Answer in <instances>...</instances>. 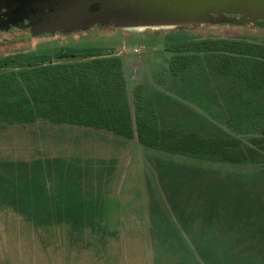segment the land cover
<instances>
[{"label": "trees", "instance_id": "obj_1", "mask_svg": "<svg viewBox=\"0 0 264 264\" xmlns=\"http://www.w3.org/2000/svg\"><path fill=\"white\" fill-rule=\"evenodd\" d=\"M3 26L0 29H6ZM169 48L176 52L169 61L175 94L196 101L207 114L205 104L220 95L230 125L258 124L264 131V44L192 39ZM102 51L62 46L52 56H42L40 64L0 70V126L43 120L103 130L124 139L136 137L140 145L162 155L264 166V138L254 137V145H246L217 127L206 112L165 115L161 103L168 99L166 93L147 92L144 100L135 101L133 116L122 60L117 55H101ZM193 63L207 69L204 73L212 74L215 83L189 76ZM49 165L30 164L27 176L20 167L13 175L14 163L2 166L0 199L28 213L37 226L65 222L80 232L96 220L81 194L78 177L82 171L74 165L78 173L74 176L64 168L63 184L74 197L61 208L42 196L47 187L41 174L49 176ZM197 165L164 158L157 163L158 182L172 217V222L159 226L162 236L174 244L182 243L180 234L184 235L205 264H264V187L256 186L262 171L220 176Z\"/></svg>", "mask_w": 264, "mask_h": 264}, {"label": "rangeland", "instance_id": "obj_2", "mask_svg": "<svg viewBox=\"0 0 264 264\" xmlns=\"http://www.w3.org/2000/svg\"><path fill=\"white\" fill-rule=\"evenodd\" d=\"M223 38L264 44V20L213 14L177 22L98 19L78 27L58 25L42 30L28 24L9 26L0 29V70L40 64L42 56H52L62 46L99 47L101 55H117L122 60L133 116L135 101L144 100L147 92L168 95L161 103L165 115L205 113L196 101L174 93L169 61L176 52L169 47L192 39ZM207 71L193 63L187 73L194 80L214 84L215 78ZM222 103L218 95L215 102L205 104L206 114L217 127L249 146L254 145L252 138H264L261 125H230ZM163 158L199 164L220 176L261 170L262 179L256 186L264 187V166L162 155L140 145L136 137L124 139L103 130L43 120L0 126V169L14 163L11 173L16 175L20 167L27 176L30 164L50 163L49 176L41 174L47 187L42 196L64 208L74 197L63 184L64 168L77 176L74 165L79 166L81 194L96 217L80 232L65 222L37 226L28 213L0 199V264H205L184 235L180 234L182 243L169 244L161 234L159 226L172 222L158 182L157 163Z\"/></svg>", "mask_w": 264, "mask_h": 264}, {"label": "water", "instance_id": "obj_3", "mask_svg": "<svg viewBox=\"0 0 264 264\" xmlns=\"http://www.w3.org/2000/svg\"><path fill=\"white\" fill-rule=\"evenodd\" d=\"M11 13L29 20L28 26H79L100 19L119 22L209 18L239 15L243 20H264V0H5ZM21 26V25H20Z\"/></svg>", "mask_w": 264, "mask_h": 264}, {"label": "flooded vegetation", "instance_id": "obj_4", "mask_svg": "<svg viewBox=\"0 0 264 264\" xmlns=\"http://www.w3.org/2000/svg\"><path fill=\"white\" fill-rule=\"evenodd\" d=\"M12 9L9 7V3L5 0H0V25L4 24L8 28L10 24L20 23L28 24L29 20L23 16H16L11 13ZM19 24V25H20Z\"/></svg>", "mask_w": 264, "mask_h": 264}]
</instances>
